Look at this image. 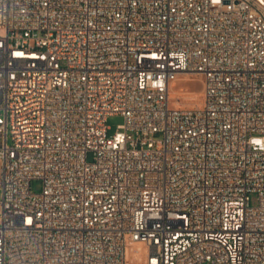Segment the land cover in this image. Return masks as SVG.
Wrapping results in <instances>:
<instances>
[{"label": "built area", "instance_id": "obj_1", "mask_svg": "<svg viewBox=\"0 0 264 264\" xmlns=\"http://www.w3.org/2000/svg\"><path fill=\"white\" fill-rule=\"evenodd\" d=\"M185 74L203 102L172 108ZM130 243L264 264V0H0V264Z\"/></svg>", "mask_w": 264, "mask_h": 264}, {"label": "rangeland", "instance_id": "obj_2", "mask_svg": "<svg viewBox=\"0 0 264 264\" xmlns=\"http://www.w3.org/2000/svg\"><path fill=\"white\" fill-rule=\"evenodd\" d=\"M192 78H183L176 82L173 87V94L171 98V107L190 108L192 106H199L203 102L202 90L203 81L201 76L192 75ZM192 93V94H190ZM179 103L176 106L174 103ZM124 120L122 116H111L108 120V126L110 127V134H114L118 126L123 124ZM91 159V158H90ZM33 190L39 192L40 183H33ZM256 203V198H252V204ZM147 256V251L144 245L137 243H130L128 246V263L129 264H144Z\"/></svg>", "mask_w": 264, "mask_h": 264}, {"label": "bare ground", "instance_id": "obj_3", "mask_svg": "<svg viewBox=\"0 0 264 264\" xmlns=\"http://www.w3.org/2000/svg\"><path fill=\"white\" fill-rule=\"evenodd\" d=\"M189 77H190V76H189L188 74H185L184 76L180 77L177 81L173 82L172 87H171V90H170V98H172L174 84H175L176 82L180 81V79H183V78H189ZM190 78H192V77H190ZM202 93H203V90H202ZM190 94H192V93H190ZM174 104H175L176 106H179V105H178L179 103H176V102H175Z\"/></svg>", "mask_w": 264, "mask_h": 264}]
</instances>
